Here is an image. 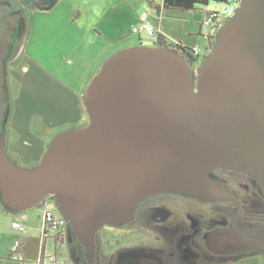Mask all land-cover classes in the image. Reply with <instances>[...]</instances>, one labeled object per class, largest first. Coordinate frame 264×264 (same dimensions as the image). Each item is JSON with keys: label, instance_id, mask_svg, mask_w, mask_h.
Masks as SVG:
<instances>
[{"label": "water", "instance_id": "1", "mask_svg": "<svg viewBox=\"0 0 264 264\" xmlns=\"http://www.w3.org/2000/svg\"><path fill=\"white\" fill-rule=\"evenodd\" d=\"M198 68L172 47L112 53L83 95L89 123L58 133L38 165L13 161L0 138L3 202L20 211L53 195L93 262L96 233L151 194L222 197L216 167L264 189V0L241 1Z\"/></svg>", "mask_w": 264, "mask_h": 264}, {"label": "flooded vegetation", "instance_id": "2", "mask_svg": "<svg viewBox=\"0 0 264 264\" xmlns=\"http://www.w3.org/2000/svg\"><path fill=\"white\" fill-rule=\"evenodd\" d=\"M21 24L23 28L26 19ZM9 25L14 27L0 46V138L16 162L8 149L7 132L13 112L10 77L15 78L19 68L15 62L20 46L14 31L19 21ZM192 68L198 75V65ZM210 175L225 189L222 197L202 200L172 191L151 194L125 224L105 225L96 233L93 262L87 260L82 245L75 252L76 260L79 264H264V189L260 181L227 167H216Z\"/></svg>", "mask_w": 264, "mask_h": 264}, {"label": "crops", "instance_id": "3", "mask_svg": "<svg viewBox=\"0 0 264 264\" xmlns=\"http://www.w3.org/2000/svg\"><path fill=\"white\" fill-rule=\"evenodd\" d=\"M60 1L61 0L58 2ZM82 2H84L85 5L87 4L88 7H74L72 8L73 10L69 9L68 12H65L69 17L71 16L70 18H73V22L76 23L72 28L73 35L77 39L78 45L85 43L84 40L86 38H90L95 42L101 39L104 40V42H107V44H105V51L103 52L104 59L120 49L143 45L142 43L139 45L126 43V39H134V35H137L138 38L136 37L135 39H138L139 41L143 40L145 34H136L133 31L131 32V26L136 22L137 24L141 23L144 13L147 14L148 20L160 29V32L168 42H181L184 45L199 46L191 45L188 43V41L195 34H200L204 39L207 40V44L204 45V53H202L203 50L199 46L200 54L206 56L209 52L207 47L211 41L206 37V35L211 32V27L203 25V13V18L200 19L199 22L197 21L196 28H193L185 27L184 24L181 26L174 25V21L177 20L175 13L182 10L165 8L164 0H84ZM53 7L54 6H50L44 9L50 10L51 12ZM142 8L146 9L143 10ZM140 12H142L143 15L140 14ZM198 12L201 13V11ZM127 21H130L129 28H127L125 24ZM208 28L210 31L207 30ZM153 40V45H157L156 39L153 38ZM33 61V66L27 67V70L24 72V74H22L23 72L18 68L15 78L16 80L22 82V86L27 88L25 93L28 94L32 93L31 86L34 81L41 80L45 83L46 96L45 99L42 100L44 107L41 108L47 110V112L43 114H45L47 118L48 125L54 127L55 125L60 124V126L71 127L80 126L83 121L86 123L88 116L86 114L87 111L82 95L62 83L56 84V87L53 86L50 80L46 79V77L49 76L43 74L42 72H38V64L35 60ZM23 99L24 100H20L18 102V100L15 101V98H13V110L15 107V115L12 112V116L14 115V117L8 127V149L20 164H26L25 160L28 159H32L33 164L36 162L39 164L47 150L48 143L47 140L45 141L44 138L42 139L38 137L30 130V122L28 119H22L24 113H30L34 107L31 101L32 99H29L26 96H24ZM18 110L19 113H17ZM22 110L24 112H22ZM51 115L52 118H58L59 123L56 124L55 122L51 121ZM15 134H18V136H14ZM46 206L47 208L54 209L57 213H61V211L56 206V202L51 198L48 199ZM39 211L40 210H38L37 214L40 215L39 217L42 219V222L40 223V226L37 225L35 228H33V211L31 208L20 211H10L14 216V221L12 224L14 222L20 221L23 222L27 227L25 231H20L16 228H13L12 225V228L15 232L14 241L18 239L22 243L20 250L18 251V255H22L26 259L36 260L40 258L44 252H49L47 251V248H50L51 239H53L55 249H53L54 251L50 249L51 253H58L65 264H79L75 258V252L79 253L83 248L78 239L71 238V231L69 232L68 238L65 241L58 240L49 234L44 236L42 228L45 209L41 213ZM10 247L8 250L6 248L4 250L2 247H0V259L9 258V261H12L16 264H23L19 256H17L15 253H12L13 246L12 250H10Z\"/></svg>", "mask_w": 264, "mask_h": 264}, {"label": "rangeland", "instance_id": "4", "mask_svg": "<svg viewBox=\"0 0 264 264\" xmlns=\"http://www.w3.org/2000/svg\"><path fill=\"white\" fill-rule=\"evenodd\" d=\"M58 1L59 0H0V46L2 47V44L7 42V33L10 29L12 30V27H14L13 25H9V23L12 24V21L15 22L18 20V29H15L14 31L17 30V47L20 46V55H18L20 57L15 62V65H17L20 71L23 72L22 74L27 70V67L33 66V60H35L38 64V72L48 75L49 77H46V79L50 80L53 86L56 87V84L62 83L70 89L79 92L83 97L88 84L100 69L99 67H101L109 57L108 56L105 59L103 58V52L105 51V44H107V42H104L102 39L95 42L90 38H86L84 40L85 43L78 45L77 39L72 32L73 25L76 23L73 22V18H70L71 16L69 17L65 12H68L69 9L73 10L72 8L74 7L87 8L88 5H85V3L82 2L84 0ZM30 3L32 4L28 6ZM48 6H54L51 9V12L50 10L43 9ZM222 6L223 2L212 1L209 5V9H220ZM142 9L145 10L146 8ZM140 14H142V12H140ZM175 14L177 20L174 21V25L177 26L184 24L185 27L196 28L197 21L199 22V20L203 18L202 13L193 10L178 11ZM25 19L26 25L22 28L21 23L25 21ZM129 23L130 21L125 22L127 28L130 26ZM136 25H138L137 22L132 24L131 29ZM207 30L210 31L209 28ZM134 36V39H126V43L138 45L142 43L144 46H151L154 43L153 37H147V35H145L143 40L139 41L138 39H135L136 37L138 38V36ZM188 43L191 45H199L203 50L202 53L205 52L204 45L207 44V40L200 34L192 36ZM205 57L206 56L202 57V59L200 57L196 64L199 65ZM10 84H12V97L15 98V101L18 100L19 102L20 100H24V96L32 99L31 101L34 107L30 113L25 112L22 119H28L30 122V130L38 137L42 139L44 138L45 141L47 140L48 145L58 133L64 129L70 128V126H60V124L55 125L54 127L48 125L47 118L45 114H43L46 113L47 110L41 108L44 107L42 100H44L46 96L45 83L43 81H34L31 86L32 93L29 94L25 93L27 88L22 86V82L16 80V78L10 77ZM22 112L24 111L22 110ZM13 113L15 115V107ZM17 113H19V110ZM86 114L88 120L86 123L83 121L84 123L82 122L80 126H85L89 123L88 112H86ZM14 115L12 116V119ZM50 119L56 124L59 123L58 118H52V115L50 116ZM14 136H18V134H15ZM25 161L26 164L16 162L19 165L28 168L38 165V162L33 164L32 159ZM56 206L60 210L57 203ZM45 207L46 205L44 203L31 207V210L33 211V228L37 227V225H41L40 223L42 222V219H40V215H38L37 212L40 210L39 212L41 213ZM12 214V212L5 209L2 200H0V247L4 250L5 248L8 250L10 245V250H12L14 244L15 232L12 228L14 216ZM70 233L71 238L74 239L75 237L72 232ZM50 249H55L53 239H51L50 248H47V251H49L47 253H51ZM0 264L16 263L9 261V258H6L0 259Z\"/></svg>", "mask_w": 264, "mask_h": 264}, {"label": "built area", "instance_id": "5", "mask_svg": "<svg viewBox=\"0 0 264 264\" xmlns=\"http://www.w3.org/2000/svg\"><path fill=\"white\" fill-rule=\"evenodd\" d=\"M241 1L242 0H219L218 2H223V6L220 9L214 10L209 9V5L200 7L206 9L208 12L207 15H204L203 25L211 26L216 21L231 18L241 6ZM132 31L136 34L144 33L145 35L153 38H156L161 33L160 29L148 20L146 13H144L142 22L134 26ZM206 37L209 38V35L207 34ZM194 48L195 54H198L200 52V47L195 46ZM48 199H50L49 195L42 201V203L46 205ZM12 225L13 228H16L20 231H25L27 229L26 225L20 221L14 222ZM42 230L44 236L49 234L58 240L65 241L69 234V221L62 213H57L54 209L47 208L46 206ZM21 244V241L16 239L13 244L12 253L17 254L23 264H65L58 253L54 252H44L42 256L36 260L26 259L22 255H18Z\"/></svg>", "mask_w": 264, "mask_h": 264}, {"label": "trees", "instance_id": "6", "mask_svg": "<svg viewBox=\"0 0 264 264\" xmlns=\"http://www.w3.org/2000/svg\"><path fill=\"white\" fill-rule=\"evenodd\" d=\"M212 1H219V0H164V7L167 9H175V10H182V11H188V10L201 11V13H203V15H207V13H208L207 10L204 8H200V7H202L204 5H210ZM227 20L228 19H222L220 21H216L214 24H212L210 26L212 28V32L208 33L209 39L211 41L209 46L207 47L209 52L211 51V49L213 48V46L216 43V37H217V33H218L220 27L223 26V24H225L227 22ZM155 39H156L157 45L172 47L175 50H177L178 52L182 53L184 56H186V58L190 61L191 64L198 62L200 57L202 58L205 56V55L200 54V52L198 54H195V48H194L195 46L184 45L181 42H177V43L168 42L162 33H160ZM198 67H199V65H198ZM49 196L51 199H53L55 201V197L53 195H49ZM2 203H3L6 210L14 211L12 208L7 206L3 202V200H2ZM69 231H71L73 236L75 237L71 225H70Z\"/></svg>", "mask_w": 264, "mask_h": 264}, {"label": "clouds", "instance_id": "7", "mask_svg": "<svg viewBox=\"0 0 264 264\" xmlns=\"http://www.w3.org/2000/svg\"><path fill=\"white\" fill-rule=\"evenodd\" d=\"M70 223V222H69Z\"/></svg>", "mask_w": 264, "mask_h": 264}]
</instances>
